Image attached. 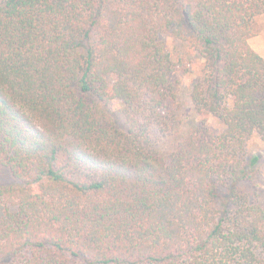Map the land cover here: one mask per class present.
Returning a JSON list of instances; mask_svg holds the SVG:
<instances>
[{"label":"trees","instance_id":"16d2710c","mask_svg":"<svg viewBox=\"0 0 264 264\" xmlns=\"http://www.w3.org/2000/svg\"><path fill=\"white\" fill-rule=\"evenodd\" d=\"M263 13L264 0H0V264H264L246 150L264 140L249 44ZM164 38L203 61L187 129Z\"/></svg>","mask_w":264,"mask_h":264},{"label":"rangeland","instance_id":"374dc122","mask_svg":"<svg viewBox=\"0 0 264 264\" xmlns=\"http://www.w3.org/2000/svg\"><path fill=\"white\" fill-rule=\"evenodd\" d=\"M254 31V36L249 39V44L257 54L264 57V13L255 19ZM163 40L165 41L166 50L171 54L174 61L178 62V60H180L183 62V64L178 65L177 71L173 74L171 79L177 81L179 85V117L183 129H187L199 120L190 100L189 92L190 84L202 68L203 61L193 59L189 51L177 41L171 38H164ZM207 125L214 134L220 133L223 129V126L213 118L207 119ZM246 150L249 157L258 156L259 158L256 165L258 176L250 183L247 190L249 193H252L254 200L264 208V140L258 135H254L251 140L247 142Z\"/></svg>","mask_w":264,"mask_h":264}]
</instances>
